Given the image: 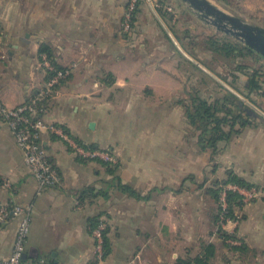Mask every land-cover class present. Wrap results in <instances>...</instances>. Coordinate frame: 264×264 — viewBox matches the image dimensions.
<instances>
[{
    "label": "crops",
    "instance_id": "0c3cea01",
    "mask_svg": "<svg viewBox=\"0 0 264 264\" xmlns=\"http://www.w3.org/2000/svg\"><path fill=\"white\" fill-rule=\"evenodd\" d=\"M128 1L0 0V103L18 107L46 86L49 58L41 50L48 48L57 66L77 67L43 119L117 159L113 174L45 131L42 140L61 182L40 189L0 119V203L32 212L25 260L95 264L96 218L108 226L110 251L102 264H176L210 243L217 247L214 264H264V127L234 135L215 156L202 151L179 104L186 93L178 100L176 58L186 54L163 26L169 8L162 0H140L127 33ZM229 173L261 197L238 209L239 222L226 224L232 239L225 241L213 193ZM114 177L136 196L109 186ZM88 188L96 195L80 202ZM18 225L15 218L0 227V258L11 255Z\"/></svg>",
    "mask_w": 264,
    "mask_h": 264
},
{
    "label": "built area",
    "instance_id": "2783aa9c",
    "mask_svg": "<svg viewBox=\"0 0 264 264\" xmlns=\"http://www.w3.org/2000/svg\"><path fill=\"white\" fill-rule=\"evenodd\" d=\"M139 1H128L123 21L124 31L127 33L133 29ZM44 63L49 72L48 81L44 88L18 107H9L0 103V119L8 124L17 145L23 153L25 164L38 182L40 189L55 187L61 182L60 173L52 164L42 140L45 131L59 135L69 144L76 156L83 160H101L110 164L117 163L116 157L109 149H90L77 142L62 128L48 124L43 119V115L48 111L47 104L54 99L57 88L73 74L76 68V65H72L58 69L46 57L44 58ZM5 186L10 187V183L6 182ZM229 191L240 195L243 203H251L261 197L260 192L255 187L245 188L235 184L225 186L220 195L222 209L220 225L222 228H225V225L230 222L238 223L240 219L237 214L235 220H231L227 216L229 211L227 199ZM15 218L19 219L15 244L8 258H0V264H51L44 258L30 262L24 259L31 231V208L19 204L0 203V227ZM107 227L106 222L100 221L93 230L96 242L95 264H102L105 259V231Z\"/></svg>",
    "mask_w": 264,
    "mask_h": 264
},
{
    "label": "trees",
    "instance_id": "16d2710c",
    "mask_svg": "<svg viewBox=\"0 0 264 264\" xmlns=\"http://www.w3.org/2000/svg\"><path fill=\"white\" fill-rule=\"evenodd\" d=\"M164 4V3H163ZM140 8V1L136 11L138 13ZM136 19H134V22ZM134 25V24H133ZM1 28V26H0ZM205 47L208 51L213 54L220 56L226 60H241L248 56H259L255 51L251 50L243 43L231 40L230 38H221L210 36L206 39ZM41 53H48L49 60L52 61L53 65L58 69H63L64 67L57 66L54 61L51 59V55L48 48H42ZM262 58V57H261ZM238 70L242 71L244 77L246 78L245 82H242L241 76H235L234 82H231V87L238 92L244 98H247L252 103H256L255 100V91L261 92L263 86L258 82L257 78L260 75L259 71L250 72L246 66H238ZM248 70V71H247ZM225 91V95L222 97H217L215 100H209L204 97L199 90L194 92H186L187 98L179 101V104L185 107V114L189 124L195 130V133L198 134V144L202 151H210L215 156L219 153L221 144L223 142H229L234 135H239L248 127H258L257 122H264L263 116L255 111L248 103H246L239 95L222 88ZM264 95V94H262ZM66 133L70 135L67 129L61 127ZM75 139V138H74ZM76 140V139H75ZM81 143L80 141L76 140ZM84 145V144H83ZM90 149H99L97 146L91 145L87 146ZM103 163L109 168L111 173H115L117 164L105 163L101 160H96ZM109 186H114L117 189L127 192L133 196H136V192L132 190L127 185H124L119 178L114 177V180L107 183ZM229 184L239 185L245 188H251L252 186L243 181L241 178L236 176L234 173H229L227 180L217 183V189L214 190L213 196L219 205V215L217 219V228L224 236V240L232 239V236H229L225 233L224 228L220 225L221 218V203L220 195L225 186ZM94 189L88 188L84 189L80 195V202L84 200L89 195H96ZM228 204L229 211L228 217L231 220L236 219V212L238 209L243 207V202L240 195L228 192ZM99 220L96 218L93 220V229H95ZM231 247V246H230ZM235 249V247H233ZM244 247H240L242 250ZM110 251L108 245V238L105 233V255L106 252ZM217 257V247L213 243L205 244L203 246L202 252L195 258H178L176 264H213Z\"/></svg>",
    "mask_w": 264,
    "mask_h": 264
},
{
    "label": "rangeland",
    "instance_id": "374dc122",
    "mask_svg": "<svg viewBox=\"0 0 264 264\" xmlns=\"http://www.w3.org/2000/svg\"><path fill=\"white\" fill-rule=\"evenodd\" d=\"M162 1L164 7L171 9L166 10L168 16L163 26H165L167 32L172 34L171 36L175 39V42L181 46L182 52L186 54L185 57H181V54L177 53L176 58V65H179V67H176L177 76H173V78L177 83L180 94L183 92L178 100H181L184 93L194 92L195 90H199L209 100H215L217 97L225 95V91L222 89L224 88L239 95L264 118V95H262L264 94V58L255 55L233 61L213 54L205 47L208 37H226L231 40H234V38L219 32L211 24L201 20L181 0ZM210 1L227 13L264 28V0ZM72 65L77 67V64ZM238 66H246L252 73L255 71L260 72L257 80L263 86V89L261 92L255 91L256 103L244 98L231 87V82H234L235 76H241L242 82L246 81L243 73H241L242 71L238 70ZM185 97L187 98V95ZM257 124L264 127V122L259 121Z\"/></svg>",
    "mask_w": 264,
    "mask_h": 264
},
{
    "label": "water",
    "instance_id": "95a60500",
    "mask_svg": "<svg viewBox=\"0 0 264 264\" xmlns=\"http://www.w3.org/2000/svg\"><path fill=\"white\" fill-rule=\"evenodd\" d=\"M201 20L219 32L231 36L264 58V28L222 10L210 0H181ZM28 257L25 253L24 259Z\"/></svg>",
    "mask_w": 264,
    "mask_h": 264
}]
</instances>
